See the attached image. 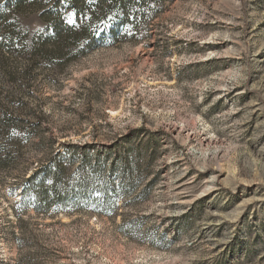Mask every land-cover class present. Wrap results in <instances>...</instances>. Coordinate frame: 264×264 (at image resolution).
I'll use <instances>...</instances> for the list:
<instances>
[{"label":"rangeland","instance_id":"1","mask_svg":"<svg viewBox=\"0 0 264 264\" xmlns=\"http://www.w3.org/2000/svg\"><path fill=\"white\" fill-rule=\"evenodd\" d=\"M0 264H264V0H0Z\"/></svg>","mask_w":264,"mask_h":264}]
</instances>
